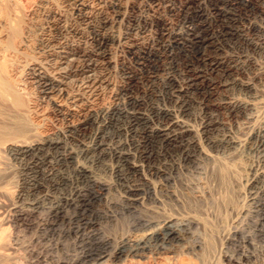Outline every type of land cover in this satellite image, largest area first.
Segmentation results:
<instances>
[{"label": "bare ground", "instance_id": "1", "mask_svg": "<svg viewBox=\"0 0 264 264\" xmlns=\"http://www.w3.org/2000/svg\"><path fill=\"white\" fill-rule=\"evenodd\" d=\"M93 16L87 38L76 21ZM48 111L62 122L52 135L41 133ZM13 167L21 183L5 223L28 238L12 264H164L204 252L191 231L199 220L181 214L138 220L136 235L100 237L75 258L54 240L103 225L105 192L133 212L158 201V180L186 171L264 194V0H0L1 197L17 184ZM256 237L231 238L227 264H264Z\"/></svg>", "mask_w": 264, "mask_h": 264}, {"label": "rangeland", "instance_id": "2", "mask_svg": "<svg viewBox=\"0 0 264 264\" xmlns=\"http://www.w3.org/2000/svg\"><path fill=\"white\" fill-rule=\"evenodd\" d=\"M105 9L106 10H104V13L109 14V9ZM26 10H29L28 7L26 8ZM101 19V16H93L90 26L86 23H80L79 21H76V24L80 26V30H82V32L88 38L91 32L90 27L99 26ZM70 20L73 21L74 18L70 17ZM125 26V23H122L121 25H118V28H116V30H118L119 32H123ZM88 41L89 40L82 42V48L83 46L85 48H90L93 46L91 42ZM120 50L121 49L117 51L116 56H120L122 54ZM116 59L117 67L116 72L114 73V78L116 79L118 84H121L123 81V61L122 57H116ZM40 123L41 133L45 135H52L56 133V131H58L57 129L62 126V122L60 121L58 116L51 111H48L47 119L41 121ZM237 135L240 138H243L244 132L240 131L237 133ZM5 162L9 163L7 158ZM18 171L19 170H17V172L15 171V174H18L15 182L17 183L18 180L20 184L21 175ZM180 179H178L174 184L167 187L158 180L157 184H155L156 190L154 192L156 198L159 197L158 201H156L155 203V200H153L154 198L146 199L143 204L144 209L142 206H139L138 210L133 212H128L126 210L118 194L114 192H105L103 194L102 200L99 202L96 208L98 214L101 217H105L102 223L103 225L96 229V233L90 232L89 229L84 234L80 232L77 235L72 233L70 234V236H68V234L61 237L56 236V239L54 240L58 248V250H56V254H58L62 258H75L76 256L81 255L83 252L87 251L88 248L90 249L92 247L91 249H97V242L100 240V237H107L117 242L118 240H120V238H123L126 235L128 236V233L126 234V232L128 231V227L129 235L137 234L134 228V224H136L138 220L148 221L152 218V220H158L159 218L161 219L168 214H181V216L187 217L189 219L193 217L195 219H198L200 224L191 228V231L195 235L194 242H202L206 247L204 246V252L200 251L201 253L199 252L197 254L198 257L190 253H183L172 258L171 256H168L165 257L162 261L164 264H175L176 262V264H178V261H176L177 258H179L177 259L179 260V262L184 261L187 264H227V257L225 256H227V254L229 253H233L234 250V247L231 245V238L239 239L240 236L244 233L254 235L255 237L258 236L255 239L257 241L260 240L261 245L264 246V194L258 193L257 196H255V199H253L254 195L251 194V191L249 189L244 186H240L237 189V187L233 185V180L231 178H225L224 180L216 177L214 179L198 171H186V173ZM160 183L162 186L160 185ZM19 184L17 183L14 186L11 185L9 187L7 192L9 194H7L6 198L0 196V249L1 254L4 255V258L2 257L3 261H1L2 258L0 259V261L2 262H0V264H12L13 262L23 258V256H26L22 250L15 249L14 244L18 240L28 238V236L21 237L22 233H18L17 230L9 226L8 223H5L7 222L6 219L9 214L8 206L11 202V198L13 199V197H15L14 195L17 194L18 187L16 186H18ZM161 199L163 200V204L161 203ZM159 201L160 203H158ZM238 210L241 212L240 215L237 214L239 212ZM123 211L125 214L123 213ZM108 214L110 215V217L108 216ZM202 222L205 224L203 225ZM131 229L133 231H131ZM122 233H124V235ZM17 234L20 235L18 236ZM260 235L262 236L259 237ZM104 264L111 263H107L106 261L104 262ZM113 264L130 263L125 261H116ZM135 264L154 263H149L147 261H137ZM156 264L160 263L158 262Z\"/></svg>", "mask_w": 264, "mask_h": 264}]
</instances>
